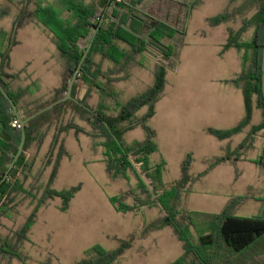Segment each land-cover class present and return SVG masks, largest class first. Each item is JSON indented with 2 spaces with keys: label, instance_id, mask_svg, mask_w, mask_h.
Wrapping results in <instances>:
<instances>
[{
  "label": "trees",
  "instance_id": "1",
  "mask_svg": "<svg viewBox=\"0 0 264 264\" xmlns=\"http://www.w3.org/2000/svg\"><path fill=\"white\" fill-rule=\"evenodd\" d=\"M248 1L256 4L255 15L246 19L239 31L230 29V37L225 45V48L236 47L253 51L252 61L244 58L242 73L230 80L244 91L246 116L233 129H209L211 134L220 139L230 138L250 124L254 99L263 117L262 124L254 132L264 130V0ZM200 2L201 0H62L66 12L63 13L48 0L21 1L20 14L14 21L13 29L10 32L0 30V83L14 99L23 119L66 96L69 83L88 47H82L81 41L91 34L93 37L100 20H104L74 85V100L63 102L26 124L27 137L23 153L0 185V227L3 226V218L19 214L23 201L31 200L34 205L20 229L13 234H0V264L6 259H18L23 264H28L30 258L21 247L29 240L39 212L49 200L56 197L63 200L62 209L67 211L74 196L81 189L77 186L58 191L51 187V182L58 174L59 161L68 155L60 134L70 129H75L77 133H88L84 128L71 121L59 127L60 134L54 137V148L61 143V150L58 157L54 158L53 148L45 161L44 167L53 165L51 181L46 187L39 185L40 173L36 177L32 176L33 164L27 156V149L31 144L39 146L45 140L46 133L43 128L56 122H64V117L69 113L91 127L92 131L88 135L102 139L100 146L104 148V163L111 180L128 179L130 172L138 180V188L145 198H139L138 203L131 205L126 202L125 194L114 196L111 203L115 209L135 215L142 214L145 208L159 207L162 210V215L152 226V231L171 227L183 242L186 254L172 264H264V207L258 216L241 217L235 214V210L243 204L245 197H239L236 203L231 201L218 214L193 212L183 206L184 197L190 192L192 185L209 170L238 157L239 150L243 151L245 144L240 145L235 152L210 160L208 169L198 176L190 172L193 158L189 154L182 164L181 178L171 184L163 182L167 162H151L152 156L159 152V146L156 142V130L148 123L156 114V104L164 90L168 70L176 69L188 23ZM159 4L167 6L168 12L165 15L157 7ZM9 14L8 7L1 8L0 20ZM230 16L226 12L214 17L212 22L220 24ZM30 19L47 28L57 49L67 61L61 86L46 101L37 99L31 102L25 96L26 88L16 90L13 87V82L19 75L11 72V52L19 44L18 31ZM250 26L255 29L251 41L241 42L239 37ZM151 52L157 53L160 61L155 71V84L141 95L127 101L121 100L119 94L113 90L115 84L127 80L133 68L143 66L141 57ZM27 91L32 94L29 87ZM93 92L98 93L101 98L113 99L118 115H107L103 105H89L88 99ZM144 107L148 108L147 113L138 117V111ZM16 120L18 117L10 102L0 91V181L18 153L22 140V128L14 125ZM135 128H142L146 132V138L127 144L124 137ZM255 162L264 167V154ZM30 180L33 182L28 185ZM200 224L206 225L207 232L199 235L196 240L192 230ZM135 239L132 236L114 251L95 247V256L77 264H120V258Z\"/></svg>",
  "mask_w": 264,
  "mask_h": 264
},
{
  "label": "rangeland",
  "instance_id": "2",
  "mask_svg": "<svg viewBox=\"0 0 264 264\" xmlns=\"http://www.w3.org/2000/svg\"><path fill=\"white\" fill-rule=\"evenodd\" d=\"M21 1L0 0V9L8 7L10 11L8 16L0 20L1 31L10 32L13 29L14 21L20 14ZM48 1L66 13L62 0ZM157 7L163 15L168 12L165 4ZM256 10V4H251L248 0H201L193 11L177 57L176 69L168 70L164 90L156 104L158 114L148 123L156 130V142L159 146V152L152 156L151 162L158 164L165 160L168 164L163 182L171 184L181 178V164L189 154L193 158L194 169L202 172L207 164L204 159L206 155L224 156L238 149L242 136L226 142L222 152L218 148L205 147L199 139L204 135L191 117L200 111H210L225 105V98L223 102L217 92L225 84L217 80L222 76H229V59L228 55L221 53L220 42L225 29L239 31L244 26V21L253 17ZM226 12L231 14L228 20L220 24L212 22L214 17ZM91 35L81 41L82 47L89 45ZM17 40L19 44L11 52V72L17 73L19 77L13 82V87L16 90L26 88L25 96L31 102L37 99L46 101L61 86L67 61L57 49L47 28L34 19L28 20L18 31ZM239 40L241 41V37ZM140 61L143 66L133 68L130 77L116 83L113 88L123 101L145 93L156 82L155 71L160 65L157 53H147ZM28 87L32 89V94L27 91ZM88 102L93 107L103 105L106 114L111 117L118 115L113 99L101 98L98 93L93 92ZM147 111L148 108L144 107L138 111L137 116L141 117ZM63 121L43 128L45 140L39 146L33 143L27 149V156L35 165L33 177L40 173L39 185L42 187H46L51 181L53 165H44L54 148L55 135L60 134L59 127L72 122L88 133L92 131L87 123L72 113L67 114ZM88 133H77L75 129H70L60 134L68 155L59 161L58 174L51 182V187L58 191L77 186L81 189L67 211L62 209L63 200L56 197L49 200L39 212L29 240L21 247L30 258L28 264H77L95 256V247L114 251L132 236L136 239L120 258V264H172L184 257L186 254L183 242L171 227L152 231V226L162 215L159 207L145 208L139 215L125 214L115 209L111 203L114 196L125 194L126 202L131 205L145 196L139 190L138 180L132 172L128 179H110L104 163V148L100 146L102 139L91 137ZM253 137V145L261 149L257 135ZM145 138L146 132L142 128H135L125 135L124 140L127 144H132ZM60 144L54 148V158L58 157ZM239 151L238 155L247 153ZM258 159L251 162L256 163ZM238 164L240 177L236 182L227 171L211 173L193 185L184 197L183 206L193 212L218 214L231 201L236 203L239 197H245L246 200L236 208L235 214L241 217L258 216L264 207V201H261L264 199L261 170L254 173L250 171L253 166L249 163ZM260 167L264 171V167ZM252 184L254 190L248 191L247 186ZM21 204L19 214H14V217L11 214V217L2 219L0 234H13L24 225L34 204L31 200H25ZM206 232L207 227L203 224L192 230L196 240ZM3 264L23 263L18 259H6Z\"/></svg>",
  "mask_w": 264,
  "mask_h": 264
},
{
  "label": "crops",
  "instance_id": "3",
  "mask_svg": "<svg viewBox=\"0 0 264 264\" xmlns=\"http://www.w3.org/2000/svg\"><path fill=\"white\" fill-rule=\"evenodd\" d=\"M229 31L230 28L225 29L223 38L220 42L221 53L223 52L224 55H228L229 61L227 63V68H228L229 76H222L217 80L218 82L220 83L222 82L223 84H225L224 88L217 90V92L220 93L223 102L225 98V105L217 106L214 110H210V111H206V110L200 111L199 113H196L194 116H192L191 120L195 124H198L200 133L204 135V136L200 135L201 137L199 139L201 143L208 148L214 147L216 148V150L218 148L219 151L222 152L224 150V146L226 142L231 141L233 138H236L237 136L243 137L241 142L238 143V147L242 144H245V149L243 151H246L247 152L246 154L243 155V153H241L238 156V157L241 156L240 159L236 157L227 160L219 164L215 168L209 170L204 176H202V178H204L206 176H209V174L211 173L224 170L227 171L231 176L233 175L234 181L236 182L240 177V174L238 176V171H239V168L237 167L239 165L238 163H243V162L249 163L251 166H253V169L250 170L251 172L253 171L254 173H257L259 170H261L260 174L262 175L260 176L264 178V173H263L264 171H262L260 165L251 162L252 160L260 158L264 153V130H260L258 131V133L254 132V129L259 127L263 122L261 110L257 107L256 101L254 99L252 120L250 124L247 125L241 132L227 139H220L209 132V129H217V130L233 129L237 127L246 116V102H245L244 91L241 87H238L234 83L230 82V80L234 79L235 77H237L239 74L242 73L244 58H247V60L251 62L254 56H253V51L251 50L246 51L245 49H239L236 47L225 48V45L228 43L230 37ZM254 31H255L254 27L250 26L249 29L242 34L241 41L242 42L251 41L254 35ZM157 114L158 112L156 110V114L154 115V117L157 116ZM255 134L257 135L258 145L261 146V149H257L256 146L253 145L252 143V140L254 139L253 135ZM255 150L256 152H254ZM250 153L252 156H250ZM221 156L223 155L222 154H214L212 156L206 155L204 159L206 160L207 164L202 172H198L197 170H195L192 163L191 171H190L191 174L194 176L203 174L209 167V161L216 157H221ZM29 160L33 164V169H32V176H33L35 165L32 159ZM182 164H181V169H182ZM202 178L197 182H200ZM32 181L33 180H30L27 184L30 185ZM253 186H254L253 184L248 185L247 186L248 191L252 190ZM255 200L259 202V200L257 199Z\"/></svg>",
  "mask_w": 264,
  "mask_h": 264
},
{
  "label": "water",
  "instance_id": "4",
  "mask_svg": "<svg viewBox=\"0 0 264 264\" xmlns=\"http://www.w3.org/2000/svg\"><path fill=\"white\" fill-rule=\"evenodd\" d=\"M110 4V1L108 2V5ZM103 18L100 20V23H99V26L97 27L83 57H82V60L80 62V64L78 65V68L77 70L75 71L70 83H69V87H68V91H67V94L64 98H62L61 100L53 103L52 105L40 110L39 112L33 114L32 116H30L29 118L27 119H23L21 114H20V111L18 110V106L17 104L15 103L14 99L10 96V94L8 93V91L5 89V87L0 83V91L3 93V95L6 97V99L10 102L11 106H12V109L13 111L16 113L17 117H18V120L20 121L21 123V128H22V140H21V143H20V146H19V150H18V153L15 155L14 157V160L12 161V163L10 164L7 172L5 173V176L2 178V180L0 181V185L2 184V182L9 176L10 172L13 170V168L15 167L17 161L19 160L21 154L23 153V150H24V147H25V144H26V124L36 118L37 116L51 110L52 108L58 106L59 104L63 103V102H66L68 100H74V97L72 95L73 93V89H74V85L78 79V76L80 75V71L82 69V66L85 62V60L87 59L88 55H89V52L91 50V48L93 47V44H94V41H95V38L98 34V31L100 30V27L103 23ZM263 71H264V59H263ZM263 91H264V73H263Z\"/></svg>",
  "mask_w": 264,
  "mask_h": 264
},
{
  "label": "built area",
  "instance_id": "5",
  "mask_svg": "<svg viewBox=\"0 0 264 264\" xmlns=\"http://www.w3.org/2000/svg\"><path fill=\"white\" fill-rule=\"evenodd\" d=\"M14 125L18 126L19 128H21V123L19 120L14 121Z\"/></svg>",
  "mask_w": 264,
  "mask_h": 264
}]
</instances>
